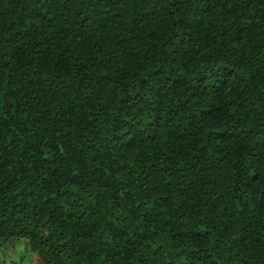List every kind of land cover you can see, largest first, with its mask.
Instances as JSON below:
<instances>
[{
    "label": "trees",
    "instance_id": "1",
    "mask_svg": "<svg viewBox=\"0 0 264 264\" xmlns=\"http://www.w3.org/2000/svg\"><path fill=\"white\" fill-rule=\"evenodd\" d=\"M0 255L264 264V0H0Z\"/></svg>",
    "mask_w": 264,
    "mask_h": 264
},
{
    "label": "rangeland",
    "instance_id": "2",
    "mask_svg": "<svg viewBox=\"0 0 264 264\" xmlns=\"http://www.w3.org/2000/svg\"><path fill=\"white\" fill-rule=\"evenodd\" d=\"M4 257H5V259H6V257H7V264H8V256H7V255H4V256L0 255V258H3V260L5 261ZM21 261H23V260H21ZM21 261H20V262H21ZM21 264H22V263H21Z\"/></svg>",
    "mask_w": 264,
    "mask_h": 264
}]
</instances>
